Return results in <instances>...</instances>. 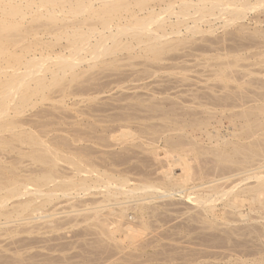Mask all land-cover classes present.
<instances>
[{"label":"rangeland","instance_id":"1","mask_svg":"<svg viewBox=\"0 0 264 264\" xmlns=\"http://www.w3.org/2000/svg\"><path fill=\"white\" fill-rule=\"evenodd\" d=\"M122 1L128 7L105 16L59 11L54 20L47 6L24 5L25 16L0 13V264H264V199L234 196L256 183L248 174H264V0H222L229 10L204 7L206 21L191 26L173 14L179 32L159 40L128 30L95 57L105 18L113 29L139 24L137 0ZM74 22L79 30L65 28ZM79 31L92 45L59 63ZM8 83L19 90L4 103ZM179 164L189 181L171 177L172 187L168 168ZM88 177L91 188L80 181ZM125 179L171 193L195 185L204 199L241 183L208 205L153 190L159 198L141 209L140 196L119 187ZM28 198L35 205L20 209Z\"/></svg>","mask_w":264,"mask_h":264},{"label":"bare ground","instance_id":"2","mask_svg":"<svg viewBox=\"0 0 264 264\" xmlns=\"http://www.w3.org/2000/svg\"><path fill=\"white\" fill-rule=\"evenodd\" d=\"M4 1L6 2V5L7 6L6 5L5 6H0V13H7V12H9V14H11L13 16H15V15L16 16H25L26 14H28V11L22 10L21 9L22 8L21 7L22 5H24V7H27L28 9L31 8L32 9V12L35 11V10H37V9H39L42 6H47V9H46L47 10V16L53 17L54 20H57L58 19V16L56 15V13L59 12V11L62 12V13H64V14H70V13H75V14H77V13H90V14H93V15L99 14V15H102V16L104 15L105 16V15H109V14L115 12V11H119V10H121L123 8L128 7V5L123 4V1L122 0H4ZM174 1H172V0H165L164 1L165 5H161V6H159V8H156L157 6H154V5L147 6V0H137L136 1V5H138L139 7H141V9H139L138 11H134L133 14H132V16H135L136 18L139 19V24L138 25H133V24L120 25V24H116L115 25V28L116 29H113V27L110 26L111 21H108L107 18H105V22L103 24V28H98L97 30H95V32L93 34V36H95V37L98 38V43L93 46V49L96 50L95 57L99 56L100 54H102L104 52H107L108 47H109L108 46L109 44H107L106 41L108 39L111 38V39H114V41H115L118 38V34H124L128 30H134L135 38H139V39H142V35L143 34H146L147 37H150L155 32H158V34H156V36H154V38L159 39V40L162 39V38H164V37H166L169 34L167 32V29L169 27L171 28L172 32H174V33L175 32H179L180 31V28H179L180 27V24L178 23L179 25H177L178 26L177 27L176 26L177 23L175 21L170 20L171 19L170 17L173 14L176 15V17H175L176 18V21H177V19H183V21L185 20V22L187 21V23H189L188 22L189 20H190V22L193 21V22H191V24H189L191 26L194 22L197 23V21H199V20L202 21L204 19L203 21H206L205 20L206 18H204L205 17L204 7L207 10H209V12H212L213 9L229 10V5L228 4H223L222 3V0H203V2H202V0H199L198 2L201 1V4L203 5V7L198 2L197 3L199 5L196 3L197 0H194V1L191 0L193 3H190V4H188L190 0L189 1L188 0H186V1L184 0V2H187L188 1V3H184V4H188V6L185 7L184 9L182 8L183 10L178 11V10H175V5H177L175 3H179V2H175L174 3ZM97 3H98V6H97ZM55 5L60 6L59 10H56ZM144 10H146V13L145 14L143 13V15H141L140 12L141 11H144ZM197 15H199V17H197ZM167 20L169 21V23L167 22ZM152 21L159 22V28L161 30L152 28L150 26V22H152ZM178 21L181 22V20H178ZM78 25H81V22H79V23L78 22H74L73 24L68 25L65 28H67L69 30H71L70 28H73V30H79L78 29L79 27H76ZM5 26H9V25L6 24ZM107 29L111 30V35L107 34V31H108ZM116 30L118 32H116ZM72 35H74V39L72 41H70L67 44V46H66V48H68V49H66V50H68V53L67 54H63V52L65 51L64 50L65 47L62 46V47H64V49L61 47V49H63L62 50L63 52L62 51L59 52V53H62V54H59L58 53L59 54V55L57 54L58 57L56 56L57 57L56 60L58 59L57 61L59 63L66 64L68 61H69V63H71V61L69 59H71V58H74L75 59V57L76 56H79V54H81V52L84 51V49L85 50H88L89 46L92 45L91 38L90 37L83 38L82 37V33L80 31L79 32H75ZM73 54H74L75 57H72ZM49 56L51 58V55H49ZM49 56H47V58H49ZM38 58H39V56L34 55L31 58H28V61L27 62L37 60ZM73 65H74V62H73ZM29 73H33V70H30ZM24 79H25L24 77L21 78V80H24ZM11 87H12V85L8 83L6 85V87L4 88L5 96H6L5 99H4V103H6V101L9 99V95H12V94L13 95H16L18 93V90H19L18 87L14 88L15 90L11 89ZM37 151L38 150H36V149L35 150L32 149V151L30 153H32L34 155V153H36ZM182 162H183V160H182ZM179 166H181V167H179ZM179 166L178 165L177 166H170V168L172 167L171 170H169V168H168V171H170L169 172L170 178L168 177V175H166V177H168V183H169V179L171 180V177L176 176L177 179H178V176L177 175H183L185 177L184 180H182V182H184L186 179H188V181H189L187 165H181V164H179ZM260 166H258L257 168H260ZM262 166H263V164H262ZM249 169L250 168H248V171H251L252 172L251 169H253V168L251 167V169L250 170ZM262 169H264V166L262 167ZM262 169H260V170H262ZM253 170H255V169H253ZM257 170L259 171V169H257ZM81 171H83V169L82 170L79 169V171H78L77 174L80 175V172ZM248 171L246 170V172H248ZM240 173L242 174L243 172L241 171ZM244 173H245V171H244ZM262 173L260 174L258 172V174L252 175V176H250L251 174L250 175L248 174L246 176V178L247 179L255 178L256 179V183H254V185H251V186L249 185V186H246V187L242 188L239 192L234 193L235 194L234 196L237 197L238 195H241V194H244L245 195L246 194V196L247 195L251 196L252 201H254V202L259 201L260 203H262V201L264 199V174H262ZM101 174L103 175V173H101ZM233 176H235V175H233ZM51 177H52L51 174L47 172V173H45V174H43L41 176L40 175L36 176L35 178H37V180L36 179L35 180L38 181L41 178L44 179V180H46V179L49 180ZM89 178H91V179H89ZM93 178L94 177L84 178V181H83V179L82 180L80 179L81 184H82V182L84 184L85 179L86 180L88 179L89 180V183H90V180H91V182L92 181L93 182L96 181L95 179L92 180ZM99 178L102 179L103 177H100L99 176ZM28 179H27L28 180L27 182H24V188L26 187V190H28L27 188L30 189V187L34 185V181H33L34 179H32V180H31V178H28ZM108 179H109V177H108ZM108 179L106 177V180H108ZM177 179H176V181H177ZM30 180L32 181L31 184L28 183ZM97 180H98V178H97ZM172 180H171V182H172ZM221 180L222 179H220V181ZM127 181H129V180L128 179L127 180L126 179L123 180L122 183L119 185V187L122 188L124 185H126V182ZM173 182H174V180H173ZM173 182L171 183L172 187H173ZM89 183H88V187L91 188V183H90V185H89ZM188 183L189 182H186L184 184H188ZM240 183H237V184L233 185V187H231L229 190H227V189L224 190L223 193L221 192L222 195L217 194L220 191H217L218 189L215 187L216 185H214L210 189L213 190V187H215L217 189V190H215L216 192H213L214 191L213 190L212 191L213 192L212 194H210V193H209L210 195L208 194L209 196L205 195L204 197L207 196L205 199L203 198V195L204 194H202V196H201V194H199L200 191L198 192V195H197V193H194L193 192V191H196V190H194V187H197L195 185L193 187H188V188L186 187V188H182V189L176 190L173 193H171V191L173 189L170 186H165V188H168L169 190H170V188L172 189L168 193V191H167L168 189H165V188H163V190L160 191V188L159 187H161V186H159V185H157L155 183H143V184H140V185H135L134 184L135 186L134 185L131 186V184H128L127 183L126 186L129 187V188L126 190L125 193H128L129 194L128 195L129 198H136V197H139L140 196L139 200L142 201V202H140L141 209H144L142 203H146L145 201L151 200L153 198H154V200L157 199L156 197H158V194L157 195L153 194V190H158L160 193L162 192L163 194H160V197H162V198L164 197V191L165 190L167 191L165 193L166 196L167 195L171 196L172 194L175 195V193H177V192H179L181 194L183 193V195L184 194L189 195V194H193L194 193L193 195H195V194L197 195V196L195 195V197H198L200 195L201 197H198V198H200V199L203 198L201 200H198L197 199L199 203H201L202 205H208L217 196H225V195L227 196V194L233 193V191L235 189H237L236 187L239 186ZM184 184H182V185L180 184V186L182 187V186H184ZM65 185H68V182H65L64 186ZM202 185H203V183H202ZM199 186H201V184H199ZM3 189H4V186L0 185V191H2ZM210 189H208V190H210ZM191 190H193L192 193H191ZM36 192H42V191L40 189H38V190H36ZM235 192H236V190H235ZM29 193L30 192L28 191V194ZM33 193L34 192L32 190L31 194H33ZM139 193H143V195H141ZM215 194H217V196H215ZM242 196L243 195H241V197ZM232 197H233V195H232ZM235 197H234V199H235ZM241 197L239 196V198H241ZM194 199H196V198H194ZM34 201H35L34 198H28L25 201H21L19 208L21 207V208H23L25 210L26 208H29L32 204H34ZM132 201H135V200H129V201H127V203H130ZM136 201H138V200H136ZM149 202H152V200L149 201ZM1 203L4 204V201H2ZM5 204H7V203L5 202ZM127 206L128 205L121 206V211H119V212L122 215H127L126 214L127 213V209H128ZM144 207H146V204H145ZM20 209H17V210L19 211ZM40 209H41V207L40 208L39 207L33 208L32 209V212L34 213V212H36V211H38ZM120 224H122V223L120 222ZM124 224H125V222H124ZM127 226H126V229L127 228L128 229H133L134 228V230H135V227L133 225H132L133 227H131L130 225H129V227H127ZM128 231H130V233ZM128 231L126 230V232H128L129 234H131V231L132 230H128ZM132 234H133V232H132Z\"/></svg>","mask_w":264,"mask_h":264}]
</instances>
